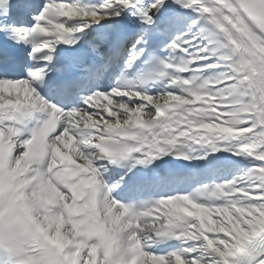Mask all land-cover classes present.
Masks as SVG:
<instances>
[{
    "label": "snow or ice",
    "instance_id": "snow-or-ice-1",
    "mask_svg": "<svg viewBox=\"0 0 264 264\" xmlns=\"http://www.w3.org/2000/svg\"><path fill=\"white\" fill-rule=\"evenodd\" d=\"M0 264H264V0H0Z\"/></svg>",
    "mask_w": 264,
    "mask_h": 264
}]
</instances>
